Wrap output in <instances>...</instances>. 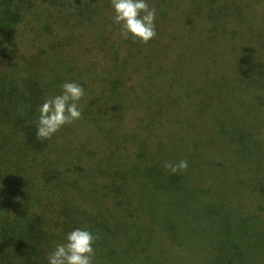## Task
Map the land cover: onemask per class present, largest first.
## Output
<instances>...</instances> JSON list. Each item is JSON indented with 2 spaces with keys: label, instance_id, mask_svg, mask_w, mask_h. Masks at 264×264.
Here are the masks:
<instances>
[{
  "label": "rangeland",
  "instance_id": "rangeland-1",
  "mask_svg": "<svg viewBox=\"0 0 264 264\" xmlns=\"http://www.w3.org/2000/svg\"><path fill=\"white\" fill-rule=\"evenodd\" d=\"M165 1L148 0L156 9L157 33L148 44L119 35L109 0H97L98 16L80 22L59 13V7L38 2L19 25L18 67L62 53L69 67L54 59L59 64H53L54 71L72 68L67 77H75L85 91L82 111L90 106L96 120L81 117L64 126L71 132L62 127L49 140V155L39 162L58 161L63 172L68 163L92 168V175L79 179L81 187L87 180L90 186L111 181L94 167L112 165L120 155L124 163L133 161L137 140L149 151L147 160L187 161V169L178 171L184 179L178 185L146 187L145 176L140 180L136 175L133 183H144L132 184L123 212L111 209L116 214L110 227L114 254L104 259L100 255L108 250L94 247V264H226L217 256L229 235L243 244L251 262L264 254V0H215L208 8L206 0ZM211 8L217 19L207 34ZM42 21L51 23L50 32L41 30ZM118 74L120 95L112 99L108 81ZM183 93L189 100L181 102ZM151 122L157 133L146 127ZM109 127L130 140H108ZM242 134L246 138L237 140ZM39 167L27 171L37 176ZM75 176L72 169L64 173L65 180ZM46 191L43 203L53 199L57 205L55 188ZM69 192L66 197L84 208L77 190ZM130 212L137 216L134 221ZM47 215L51 223L56 219L50 209Z\"/></svg>",
  "mask_w": 264,
  "mask_h": 264
},
{
  "label": "trees",
  "instance_id": "trees-1",
  "mask_svg": "<svg viewBox=\"0 0 264 264\" xmlns=\"http://www.w3.org/2000/svg\"><path fill=\"white\" fill-rule=\"evenodd\" d=\"M38 2L59 7L62 10L59 13H70L71 15L67 14L68 17L76 18L77 22L97 17L100 9L97 0H0V63H3L0 70V262L2 264H46V255L57 243L63 242L64 234L78 227L92 231L98 237L94 247H98L99 250L107 249L109 253L108 255L101 254L100 257L104 259L108 257L111 260L115 247L112 237L115 234L111 233L110 227L112 226L111 221L116 220L115 211L111 209L117 207L123 212V198L127 192L132 191V184L134 187L137 182L140 185L144 183L137 180L133 183L137 179L136 175L139 179L145 176L147 182L144 186L146 187L153 185L166 188L178 185L184 179L178 176L179 172L170 174L166 171L164 173L162 163L147 160L149 151L139 147L142 145L140 140L136 142L138 149L133 161L124 163V156L120 155L117 161L110 159L113 160L112 165L107 162L104 168H101L102 165L94 167V170L98 169L100 176L111 181L100 182L93 186H90L91 182L88 180L85 185L81 187L78 185L79 179H87L86 176L92 175V168L88 170L79 166L72 168V165L68 163L63 172L58 169V161L45 164L39 162L40 157L48 156L49 148L51 149L50 139L38 140L35 135V121L39 115V106L47 97L59 94L62 83L73 81L75 77H67V74L72 71L71 67L62 72L54 71L53 64H56L53 62L54 59L56 61L59 59L61 64L68 65L62 59L63 55L60 52L56 53L58 56L55 53L49 54L47 58L38 56L35 60L24 62L20 68L18 67L19 57H17L18 49L15 39L18 27L33 10H37ZM165 2L161 0L164 5ZM214 3L215 0H206V8ZM194 7L192 8L197 13L198 6ZM212 9H209L207 14V19L213 22L207 34L214 31L217 19L211 17ZM199 11L202 12L201 9ZM50 24L43 22L41 30L44 33L50 32L52 29ZM129 40L132 41L131 38ZM55 44L60 45V43ZM57 66L59 64H56ZM45 68L50 71L51 76L45 75L43 71ZM78 74L75 73V75ZM121 83L120 74L108 81L112 99L119 97L118 88ZM186 100H189L188 96L183 93L181 102ZM113 109H118V107ZM91 115L89 106L82 111L81 117L95 122L96 120ZM172 119L175 124H178L174 116ZM153 124V122L146 124L147 128H151L149 131L151 134L157 133L152 129ZM64 129L66 131L67 128L64 127ZM67 130L71 132V129ZM105 135L110 141L130 140L127 137L122 138V134L119 135L115 129L110 127L105 131ZM245 138L242 134L236 139L242 141ZM158 141L163 140L160 138ZM66 153L68 154L69 151L66 150ZM35 158H38V161ZM32 166L35 168L40 166L41 172H38L37 176H31L27 171V168L32 169ZM71 169L74 174L77 173V177L65 180L64 173L71 172ZM48 186L55 188L54 199L57 205L53 199L48 203L42 201V194L48 192L46 191ZM71 189L77 190V195L84 208L76 205L73 199L66 197ZM97 193L99 194L96 196ZM108 198L107 203L105 200ZM109 203L112 206H105ZM49 209L56 214V219L52 220V223L47 215ZM128 212L124 211L126 215ZM133 217L137 216L132 212L129 215L131 221H134ZM120 224L117 228L124 226ZM103 236H106V239ZM232 237V235L228 236L226 249L221 248L218 252L219 256L216 255L219 257L218 261L223 259L221 261L223 262L226 258V264H251V262L252 264H264V254L258 259L251 258L250 262L248 256L244 257L243 250H241L243 244L232 240ZM245 246L249 245L245 244ZM262 251L264 247L260 253H263ZM231 260H235L236 263Z\"/></svg>",
  "mask_w": 264,
  "mask_h": 264
},
{
  "label": "clouds",
  "instance_id": "clouds-1",
  "mask_svg": "<svg viewBox=\"0 0 264 264\" xmlns=\"http://www.w3.org/2000/svg\"><path fill=\"white\" fill-rule=\"evenodd\" d=\"M109 3L112 23L119 27L122 38H131L140 44H148L156 38V9L149 7L148 0H109ZM84 95V88L79 83H62L59 94L45 99L39 106L36 138L48 140L62 127L80 120V102ZM163 167L170 174H176L185 171L188 163L181 159L176 163L165 162ZM97 239L88 228H73L64 234L63 242L57 243L46 255V264H94Z\"/></svg>",
  "mask_w": 264,
  "mask_h": 264
}]
</instances>
